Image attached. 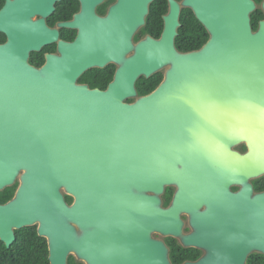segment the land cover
<instances>
[{"label": "water", "instance_id": "obj_1", "mask_svg": "<svg viewBox=\"0 0 264 264\" xmlns=\"http://www.w3.org/2000/svg\"><path fill=\"white\" fill-rule=\"evenodd\" d=\"M58 1L9 0L0 12L8 38L0 45V192L21 183L0 205V241L10 248L16 231L36 226L50 264H68L70 254L86 264H172L155 234L206 252L185 264H246L253 250L264 254V194L248 184L264 175V33L252 31L253 1L172 2L162 39L134 48L153 0H118L108 19L93 14L100 0H83L69 25L79 39L38 69L31 54L58 34L30 17L50 15ZM182 7L211 35L199 52L175 48ZM109 62L121 67L106 91L78 84ZM165 66L163 83L139 97L137 80ZM241 141L250 149L243 156L232 150ZM234 184L244 188L233 193ZM167 188L176 193L166 208Z\"/></svg>", "mask_w": 264, "mask_h": 264}, {"label": "flooded vegetation", "instance_id": "obj_2", "mask_svg": "<svg viewBox=\"0 0 264 264\" xmlns=\"http://www.w3.org/2000/svg\"><path fill=\"white\" fill-rule=\"evenodd\" d=\"M7 1L0 0V12L5 7ZM16 1V0H10ZM255 4V9L250 14L251 27L254 34L264 33V0H252ZM172 2H175L181 6L183 0H153L149 5V13L146 16L145 25L140 28L133 36L132 43L136 48L139 43L152 38L156 41H160L165 31V20L171 12ZM118 4V0H100L93 5V14L99 19H108L112 9ZM17 18L21 14L20 5L16 8ZM84 12L83 0H60L54 5V12L48 16H41L40 14H34L30 17V21L35 23L44 21L45 26L52 32H57L55 40L49 41L44 45L40 51L33 52L30 57V64L35 68H42L47 63L48 56L63 57V53L60 49V45L65 46L73 45L77 42L80 36L79 27L69 26L73 24L77 17L81 16ZM18 20V19H17ZM180 27L178 28V36L175 39V48L179 54H189L193 52H199L211 39L210 33L207 29L197 20L194 12L189 8L182 7L180 15ZM16 27L20 30V20L15 22ZM8 38L7 35L0 31V45L6 44ZM134 51L127 55V59L134 55ZM120 65L116 62H109L103 68L94 67L85 71L78 79V84L82 86H88L92 90L106 91L109 85L115 80L116 74L120 69ZM170 66H165L159 71L155 72L150 78L140 77L137 80L136 88L138 96L142 97L141 91H147L150 88L156 90L165 80L166 72ZM141 90V91H140ZM133 103V100L128 101ZM257 114H264V111L257 112ZM234 152L240 155H246L250 152L248 143L245 141L238 142L234 145ZM252 164H258L260 161L252 160ZM20 178L14 183L13 186L6 188L0 192V205L4 206L10 203L17 195V191L20 187ZM248 184L253 189V196L264 194V175L259 177H252L249 179ZM244 188L243 184H234L231 186L233 193H239ZM12 189L11 193L5 191ZM168 191H172L171 200L169 205L165 206V195ZM176 188H167L163 196L164 207H169L173 201ZM66 203L72 206L75 199L68 193L63 191ZM182 220L185 223L184 233L189 234L192 229L189 225V217L182 216ZM16 231V241H17ZM160 235L155 234L154 238L159 239ZM161 237V236H160ZM168 242V240H170ZM15 241V243H16ZM170 249V258L174 255V259L182 260L181 264L195 263L206 256V252L198 248H187L182 245L178 239L163 238ZM1 242V241H0ZM4 244L3 242H1ZM14 243V244H15ZM48 243V241H47ZM13 244V245H14ZM12 245V246H13ZM6 247V245L4 244ZM11 246V247H12ZM10 247V248H11ZM7 248V247H6ZM7 248V249H10ZM49 248V246H48ZM174 259L171 260L172 264ZM75 261L77 264H86L80 260L75 254H70L68 258V264L70 261ZM246 264H264V254L258 250H253L247 257Z\"/></svg>", "mask_w": 264, "mask_h": 264}, {"label": "trees", "instance_id": "obj_3", "mask_svg": "<svg viewBox=\"0 0 264 264\" xmlns=\"http://www.w3.org/2000/svg\"><path fill=\"white\" fill-rule=\"evenodd\" d=\"M141 91V90H140ZM154 91L150 88L147 91H141V95L147 96ZM12 189L5 191L11 193ZM172 191H168L165 195V206L169 205ZM37 227L25 228L17 232V241L7 249L0 242V264H50L49 248L45 238L38 235ZM168 240V242H170ZM174 259V255L171 256ZM171 259V258H170ZM171 259V260H172ZM182 260H175L173 264H181ZM69 264H77L75 261H70Z\"/></svg>", "mask_w": 264, "mask_h": 264}, {"label": "rangeland", "instance_id": "obj_4", "mask_svg": "<svg viewBox=\"0 0 264 264\" xmlns=\"http://www.w3.org/2000/svg\"><path fill=\"white\" fill-rule=\"evenodd\" d=\"M159 239L163 240V238H162V237H160V236H159Z\"/></svg>", "mask_w": 264, "mask_h": 264}]
</instances>
